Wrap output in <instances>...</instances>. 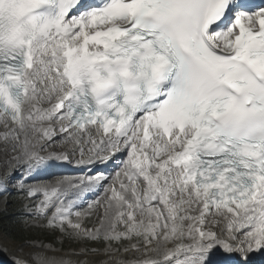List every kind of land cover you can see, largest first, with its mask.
Instances as JSON below:
<instances>
[{
    "label": "snow or ice",
    "instance_id": "obj_1",
    "mask_svg": "<svg viewBox=\"0 0 264 264\" xmlns=\"http://www.w3.org/2000/svg\"><path fill=\"white\" fill-rule=\"evenodd\" d=\"M77 152V165L115 162V176L37 179ZM0 153L5 215L19 211L4 221L19 242L10 264H253L264 3L0 0ZM101 188L95 211L77 210ZM40 221L85 258L48 255L28 234Z\"/></svg>",
    "mask_w": 264,
    "mask_h": 264
},
{
    "label": "bare ground",
    "instance_id": "obj_2",
    "mask_svg": "<svg viewBox=\"0 0 264 264\" xmlns=\"http://www.w3.org/2000/svg\"><path fill=\"white\" fill-rule=\"evenodd\" d=\"M90 147V146H89ZM57 150H59V147H57ZM79 154V152H77ZM76 153V154H77ZM1 154V153H0ZM6 161V158L5 160ZM105 193H104V189H100L98 195H97V199H102L104 197ZM96 199V200H97ZM94 211V209H93ZM17 243L8 241L4 236H2L0 234V246L6 247V251H0V264H10V257L13 254H17V247H16ZM56 251L54 252H48L47 254L50 256H56V257H63L65 259H72V260H76V259H84V255L81 254L79 257H77L74 253H70V252H66L63 251L62 248H57L55 246H53ZM40 249H37V251H39ZM106 257H93V259H105ZM262 259V255H256L253 257V264H259V259Z\"/></svg>",
    "mask_w": 264,
    "mask_h": 264
},
{
    "label": "rangeland",
    "instance_id": "obj_3",
    "mask_svg": "<svg viewBox=\"0 0 264 264\" xmlns=\"http://www.w3.org/2000/svg\"><path fill=\"white\" fill-rule=\"evenodd\" d=\"M4 208H5V206H3L1 204L0 205V211H2ZM8 208H12L11 204H9ZM91 212H93V209L91 210ZM91 216L93 218H89V221H88L89 227H91V225H93V224H96V222H97V216L96 215H91ZM39 223H41V221ZM28 232L31 233V234L39 233V235H35V236H36V238H38L40 240H42V239H44L46 237H50L53 234H55L57 236V238L54 239V240H52L50 243L45 244V245H52V246H55L57 248H59L58 246L61 245V246H64L65 248H67V250L70 253H73L76 250L79 251V249L81 247H83L82 244H77V243H75L73 241H70V240L65 239L59 232L52 233V232L46 230L44 227L43 228H39V227L29 228ZM90 246L91 247H95L94 245H90ZM60 248H62V247H60ZM63 251H65V250H63ZM68 251H66V252H68Z\"/></svg>",
    "mask_w": 264,
    "mask_h": 264
},
{
    "label": "trees",
    "instance_id": "obj_4",
    "mask_svg": "<svg viewBox=\"0 0 264 264\" xmlns=\"http://www.w3.org/2000/svg\"><path fill=\"white\" fill-rule=\"evenodd\" d=\"M8 214V213H7ZM7 217H10L9 215H7ZM5 214H1L0 215V231L2 232V234H4L7 238L13 240V238L8 234V232L5 229L4 226V221L7 218ZM18 242V241H17Z\"/></svg>",
    "mask_w": 264,
    "mask_h": 264
}]
</instances>
